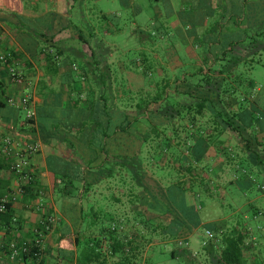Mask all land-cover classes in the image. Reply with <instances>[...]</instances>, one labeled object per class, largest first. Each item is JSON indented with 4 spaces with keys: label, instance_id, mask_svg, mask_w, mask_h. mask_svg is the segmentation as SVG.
I'll return each mask as SVG.
<instances>
[{
    "label": "crops",
    "instance_id": "crops-1",
    "mask_svg": "<svg viewBox=\"0 0 264 264\" xmlns=\"http://www.w3.org/2000/svg\"><path fill=\"white\" fill-rule=\"evenodd\" d=\"M169 1L172 14L166 15L165 22H172L175 26L172 29L175 31H183L188 43L186 54L190 59H196L200 66V61L205 59V56L202 57L203 55H198L196 52L200 48L199 43L195 42L196 36H191L182 21L179 12L182 9V2L179 4L181 6L177 7L178 10L172 1ZM90 4L88 0H0L2 51L10 55L9 65L22 71L27 80L26 84L15 83L10 77L9 65L0 63V84L5 93L4 102L6 100L7 103V108H0V200L5 195L15 192L21 183L20 176L10 170V165L16 158L7 156L2 151L4 139L13 133L31 131L25 123V111L9 105L7 100L29 94L36 101L37 115L38 109L43 113L45 111L46 115L37 118L34 138L41 143V148L30 158L33 180L26 185L28 188L25 189L24 194L12 204L8 213L10 223L5 222L6 218L3 222L0 218V264H97V262L98 264H140L141 256L148 254V251L141 248L138 243V247L132 250L129 260L125 259L126 255L123 252L112 254V248L109 249L110 256L108 255L106 261L101 256L94 255L93 243L104 234L101 232L102 228L98 226L103 216H105L104 220L109 219L112 225H115L117 231L120 230L122 239L129 237L126 225L130 221V206L126 200L113 197V200L108 201L104 206L102 205L104 197L100 196L103 186L111 189L115 185L114 180L120 181V177H109L105 174L106 176L100 178L97 170L87 178L90 183L88 194L84 193L81 183L78 185L80 190L77 194L60 195V180L49 168L52 158H60L70 163L76 159L75 149L67 139L65 128H60V120L57 116L64 109L71 107L72 100L76 96L74 91L88 88L92 82L94 77L92 69L87 75L82 66L94 62L92 55L94 49L97 55L99 47L105 49L106 67L103 66V69L108 74L107 88L112 93L126 90L119 87L120 84L123 86L119 78L125 75V68H119L115 73L114 61L109 54L111 44L105 39L110 32L117 34L122 32L115 30L113 32L109 23L101 20L104 15H109L102 13L100 17ZM129 4V7H134L135 0H130ZM140 11L139 9L137 13ZM200 30L199 35H201ZM190 44L192 46L189 47ZM129 74L130 72L127 75L128 79L134 80L135 77ZM190 100L188 103L193 104L194 100ZM191 119H194V115L187 118V124H191ZM202 119L204 118L200 116L196 119L199 126L203 122ZM176 124L179 125V122ZM192 135L190 132L186 137L188 147L196 141L195 136ZM234 138L231 134L215 136L213 142L224 144H214L202 162L195 163L189 159L188 164L193 170V167L199 168L197 175H200V178L214 177L215 182L222 183L219 188L225 192L233 184L241 185L242 181L238 177L237 170L245 166L250 170L245 169L246 185L241 188H249L253 182V170L262 164L256 161L261 158V154L255 151L249 152L246 143L240 138L238 142L241 147L238 145V150L233 147L231 153L226 152V148L230 147ZM263 139L264 137L260 135L255 137L256 150H259L258 146L262 149ZM241 163H244V166ZM122 173L126 174V181L123 178L119 183L125 195V186L130 184L129 175L125 170ZM248 203V205L253 204L252 201ZM136 211L138 217L142 218L141 215L144 213L140 211L139 204L136 205ZM151 213L155 217L160 216L159 212ZM87 221H94L96 224L85 226ZM88 233L90 252L88 247L80 246L82 236ZM13 245H16L20 252L14 258H12ZM126 252H130L129 249ZM82 257L84 259L80 261ZM155 257L156 255L153 258Z\"/></svg>",
    "mask_w": 264,
    "mask_h": 264
},
{
    "label": "trees",
    "instance_id": "trees-1",
    "mask_svg": "<svg viewBox=\"0 0 264 264\" xmlns=\"http://www.w3.org/2000/svg\"><path fill=\"white\" fill-rule=\"evenodd\" d=\"M120 1L123 6H130V0ZM181 2L182 9L179 12L185 28L189 29L191 36H196L195 42L199 43L200 47L207 46V51L202 52V57L205 56L203 65L190 74L191 77L198 76L199 80L191 81L188 75L183 80L175 82L168 80L167 83L164 80L157 85L165 88L170 87L171 84L176 86L177 90L170 94L155 92L154 84L150 85V83L149 88L147 83L138 93L126 90L112 93L107 88L108 74L103 69V66L106 67L105 49L99 47L98 55L94 49L92 54L94 62L82 66L87 75L92 69V76H94L92 82L88 88L74 91L76 96L72 100L71 107L64 109L57 116L60 120V128H65L67 139L74 147L76 155L73 163L64 162L60 158L50 160L49 168L60 180V195L77 194L80 190L78 185L81 183H83L84 193L88 194L90 183L87 178L97 170L100 178L107 174L109 177H120V182L123 178L126 181V174L124 175L122 171L125 170V173H128L129 170L131 172L129 177L149 191L148 188L151 186L149 183H152L149 180L151 179L155 184H158V181L147 176V173H143L140 179L138 172L143 171L145 161L152 163L151 160L156 154L155 142L162 141L164 138L167 142H173L168 135L163 137L168 131V126L171 125H174L173 133L185 130L186 134L189 135L191 132L192 136H195L196 141L188 148L191 162L192 160L195 163L202 162L214 144H224L213 142V140L215 136H222L227 132L236 133L235 135L239 136L237 140L242 139L249 152H257L253 141L245 138L241 126L236 125L237 121H242L246 115L245 111L243 112L234 100V102H228L222 98L221 89L228 85L237 86L235 72L239 63L249 61L254 63L256 61L254 57L257 55L262 57L264 54V0H181ZM166 4L170 6L169 14H167L170 16L172 14L170 1L167 0ZM101 20L111 23L106 15ZM200 29H204L201 35H199ZM122 31L119 26L115 29V32ZM197 31L198 34H196ZM81 38L85 42L84 38ZM143 58V63H149L148 57L143 56ZM262 61L260 59L256 62ZM138 94L142 98L141 101L138 100ZM164 94L169 95V100L174 99L177 109L175 106L173 109L169 106L166 110L163 109ZM3 98L5 93L0 84V108L5 109L7 103ZM190 99L194 100L193 104L188 103ZM205 114L210 115L211 127H204L203 122L200 126L196 123L197 117L205 118ZM191 115H194V119L190 120L191 124L185 122L184 125L176 124L177 120L187 119ZM38 116L45 117V111L43 113L41 109H38ZM170 118L176 122H170ZM144 120L148 124H145ZM252 123L254 122L245 123L244 130L254 125ZM257 130L259 132L257 135L262 133L260 127ZM186 137L187 135L184 137L186 139L184 142L187 143ZM143 143H145L144 146H142ZM148 146H151L150 152L144 156V148ZM256 161L261 162V158ZM185 166L187 167L188 164ZM194 170L190 168L189 172L194 173ZM193 181L197 186L202 184L199 189L200 192L204 191L205 181L202 178L197 177L195 180L193 178ZM197 198V193L189 190L186 205L179 210L173 208L176 213L172 211L160 213L161 215L171 213L172 218L167 225V235L177 237L184 229L193 230L201 224ZM10 209L11 206L7 212L0 213L2 222L6 218L7 224L10 223L8 216ZM207 228L214 233V238L220 236L221 251L217 257L219 264H251L245 252L248 249L246 246L248 231L233 229L229 233H223L217 223H210ZM107 231L110 235L108 241L112 254L123 252L126 255L125 259L129 260L130 255L125 252L129 246L132 247L133 242L129 238L123 239L124 241L118 239L115 236L116 227L113 230L102 228L101 232ZM101 243L103 244L102 239L93 243V252L97 257L102 255ZM129 251L132 250L129 249ZM171 256L178 257L174 252ZM190 256L187 255L186 260L190 261Z\"/></svg>",
    "mask_w": 264,
    "mask_h": 264
},
{
    "label": "rangeland",
    "instance_id": "rangeland-1",
    "mask_svg": "<svg viewBox=\"0 0 264 264\" xmlns=\"http://www.w3.org/2000/svg\"><path fill=\"white\" fill-rule=\"evenodd\" d=\"M88 1L91 2L90 6L93 11L98 12L100 17L102 13L109 15L108 19L111 22L109 26L112 27L113 32L118 26L123 30L122 33L118 34L110 32L105 37L108 43L111 44L109 54L112 61H114L115 73L119 68H125V75L119 78V81L123 82V86L120 84V88H126L128 92L138 93L142 86L148 83V88L151 84H154L153 90L155 92L170 94L177 90L176 86L171 84L170 87L165 88L157 85L164 82V80L166 83L168 80L173 82L183 80L200 68L196 59H190L189 55L186 54L188 43L183 31H175L172 29L175 27L172 22H165L166 15L169 14L168 11L170 10V6L166 4L167 0H135L134 7H125L120 0ZM171 1L176 8L181 6L179 5L181 0ZM139 9L141 11L137 13ZM177 9L179 10V8ZM160 12L162 14H159ZM171 18L174 17L171 16ZM102 22L106 21L102 20ZM200 33H204V30H200ZM205 51H207V46H201L196 50L198 55H202V52L205 53ZM143 56L148 57L149 63H143ZM254 58L256 61H260V59L263 61L261 63L249 61L237 64L238 67L235 72L237 86L228 85L221 89L222 98L228 102L235 101L243 109L242 111H245L246 115L242 121H237L236 125L241 126L243 136L251 139L253 143H255L257 133H259L258 127L262 132L259 135L262 138L264 137V54L262 57L257 55ZM200 62L203 65V60ZM128 72H130L131 77H135L134 80L128 79ZM190 80L196 81L199 79L198 76H190ZM141 99L139 95L138 100L141 101ZM162 104L165 110L168 106L172 109L173 106L176 109L178 107L174 99L170 98L169 100V95H165ZM202 121L205 123L204 127H211L209 114ZM251 121L254 122L252 123L254 125H250L244 130L245 123L251 124ZM143 122L148 124L146 120ZM170 122L175 123L176 121L170 118ZM177 122L184 125V122L187 124L188 121L184 119ZM173 126H168V131L163 136L168 135L173 142H167L165 138L162 141L155 142L156 154L154 155V161L151 160L152 163L145 161L143 171L138 172L140 179L143 173H147V176H151L158 181V184H155L151 179L149 180L152 182L149 183L151 186L148 188L151 195L144 186L136 184L130 177V184L125 186V195L121 190L119 179L114 180L115 185L112 183L111 189H108L107 186L101 188L100 196L104 197L102 205L106 206V203L115 197V199L124 198L130 206V221L127 222L126 226L128 228V238L133 243L132 247L129 246V249L133 250L138 247L137 244L139 243L141 248L148 251L147 255H142L139 259L140 264H219L217 257L221 251L220 236L218 235L217 238L209 240L205 233L210 223H217L223 233H229L233 229L248 231L246 256L251 264H264V139L261 145L262 149L258 146L259 150H256L261 154L262 164L253 170V182L249 188H241V186L246 185L247 177L244 171L245 169L250 170L248 166H245L248 169L244 167L237 170L239 172L238 177L242 181L241 185L233 184L225 192L219 188V185H223L222 183L215 182L214 177L211 180L207 176V178H203L205 181L204 191L200 192L199 188L202 184L197 186L193 181V178L195 180L200 177V175H197L199 168H194L196 171L194 175V173L189 172L190 167L188 169V166H185L190 162L189 147L183 141L188 134L185 133V130H178L179 133H173ZM193 129L195 130V128ZM227 134L229 133H225V135ZM234 137V141L229 145L230 147L226 148L228 153L233 151V147L238 150L239 142L236 138L239 136L235 135ZM144 145L145 143L142 146ZM239 146L241 147V145ZM150 148L151 146L144 148V156H147ZM242 165L244 166V163ZM130 173L128 170L129 176ZM207 188L210 189V192ZM189 190L195 191L198 195L197 204L200 208L201 224L193 230L184 229L177 237H171L166 234V231L167 225L170 223L169 219L172 217L160 213L165 214L168 211L176 213L173 208L179 210L183 205H186ZM245 193L247 194L245 195ZM100 199L102 198L100 197ZM249 201H252L253 204L248 205ZM138 204L140 211L144 213L141 215L142 218L137 215L136 205ZM153 211L159 212L160 216L155 217L152 215L151 212ZM169 214L171 213L169 212ZM104 218L105 216L98 222L99 228L115 229V225H112L113 223L109 219L104 220ZM91 224L93 226L96 223L87 221L85 226ZM109 236L107 231L98 238L103 241L101 249L108 252L107 254L102 252L101 257L104 261L107 260L108 255L110 256ZM115 236L123 240L120 230L116 232ZM80 241V246L83 248L88 247L90 252V234L83 235ZM181 241L184 243L180 244ZM131 252L125 253L131 256ZM173 252L176 253V257L178 256L177 258H172L171 253ZM155 255L156 257L153 258ZM187 255H191L190 261L186 260ZM83 259L82 257L80 261H83Z\"/></svg>",
    "mask_w": 264,
    "mask_h": 264
},
{
    "label": "built area",
    "instance_id": "built-area-1",
    "mask_svg": "<svg viewBox=\"0 0 264 264\" xmlns=\"http://www.w3.org/2000/svg\"><path fill=\"white\" fill-rule=\"evenodd\" d=\"M2 39L0 38V63L9 65V54L2 51ZM9 74L11 79L17 84H26V76L22 71L9 65ZM8 104L16 108H21L25 111V123L31 131L17 132L7 135L4 139L3 153L7 156L16 158L10 165V170L20 176V185L17 190L11 194L5 195L0 200V213H5L12 207L19 196L24 194L26 185L33 180L32 172L30 171V158L38 153L41 148V143L34 138L35 129L37 128V108L36 101L33 96L24 94L20 98H10ZM1 127V125H0ZM206 237L212 240L215 235L212 231L206 230ZM184 242L181 241L180 244ZM188 244V243H185ZM25 251H28L25 249ZM20 254L16 245L12 246V258Z\"/></svg>",
    "mask_w": 264,
    "mask_h": 264
}]
</instances>
